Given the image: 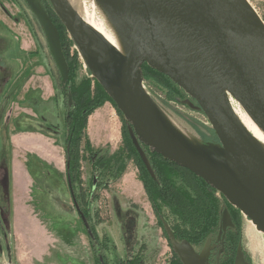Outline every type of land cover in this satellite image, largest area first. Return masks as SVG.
I'll use <instances>...</instances> for the list:
<instances>
[{"label":"water","instance_id":"obj_1","mask_svg":"<svg viewBox=\"0 0 264 264\" xmlns=\"http://www.w3.org/2000/svg\"><path fill=\"white\" fill-rule=\"evenodd\" d=\"M24 1L41 26L63 83L68 67L58 30L39 0ZM48 1L90 75L121 112L150 176L155 174L143 146L200 177L264 234V145L228 100L235 99L264 133V21L253 6L247 0H97L115 27L122 53L68 0ZM144 63L197 103L217 141H194L168 122L143 85ZM67 182L70 186L68 173ZM75 208L93 238L76 203ZM221 221L224 229L231 225L227 209ZM164 226L183 264H206V248L198 254ZM233 264H244L240 245Z\"/></svg>","mask_w":264,"mask_h":264},{"label":"rangeland","instance_id":"obj_2","mask_svg":"<svg viewBox=\"0 0 264 264\" xmlns=\"http://www.w3.org/2000/svg\"><path fill=\"white\" fill-rule=\"evenodd\" d=\"M42 1L55 18L49 1ZM247 1L264 21V0ZM0 12L5 13L0 14V42L6 44L4 50L6 57L2 56L3 63L11 70L12 76L15 72V59L20 61L10 47H14L15 43L17 49V45L23 44L25 47V43H28L32 46L30 50L35 49L39 53L42 45L48 64L46 65L45 62L39 64L47 67L43 74L48 77L46 80L52 82L51 84L45 81L44 84L39 85L35 95L25 94V82L22 85L23 90L19 89L20 92L15 95L12 94L15 93L14 81L8 87L6 95L10 97L12 94V99H7L6 102L0 101V160L10 157L13 145L11 134L22 130L23 127L25 132L30 131L48 137L49 142L54 145L47 154L43 153L42 149L25 148L27 154L25 160L29 161V164H25V169L34 182L29 187L30 208L26 216L30 217L33 225H30L32 226L30 233L26 232L25 227V242L24 236L15 232L16 227H12L13 234L10 237L7 231L8 252L5 251L4 242L0 240L2 246L0 263L94 264L89 237L73 207L65 178L64 129L67 92L64 93L61 88L60 74L49 52L44 33L26 2L0 0ZM8 12L16 15L18 31H11L7 25L12 20V16L7 15ZM60 33L65 51L74 62L71 78L75 86L82 90L89 81L90 92L92 97H95V89H97L95 80L87 70L69 33L64 28L60 29ZM33 51H30V54H34ZM49 63L52 65L51 71L48 68ZM143 85L150 96L190 139L194 141L201 139L196 126L206 129L210 124L197 103L191 102L188 97L174 94L169 88L149 78L143 79ZM231 99L235 110L237 108L238 113L241 110L244 112L239 103ZM10 102L13 104L9 107ZM89 108L87 105L86 110ZM13 110L20 111L14 113ZM124 128L127 131L126 123L109 100H104L87 115L85 135L78 142V157L76 162H73L75 172L72 185L78 205L86 215L93 229L92 232L101 242L103 253L111 264L122 259H133L136 256L140 257L141 264H169L174 250L161 220L163 219L170 227L177 228L178 234L179 231H186L188 224L180 220L171 207L161 201L157 202L160 217L156 214L154 206L147 199L140 180L141 170L134 158L125 159V165L118 177L116 172L104 173V169L94 166L93 169L97 172L91 171V165L97 158L111 155L124 146ZM84 138L89 142L90 151L85 150ZM5 174L6 169L3 166L0 168V206L3 211H7L4 205L6 191L2 186L6 185ZM173 179L185 186L181 176L174 174ZM227 206L225 204V207ZM232 207L239 223L236 244L238 242L241 244L245 263L264 264V234L237 208ZM128 214H131L134 221L132 229L134 241L127 242L125 252L122 225L124 218H130L126 217ZM3 215L6 218L5 224L9 220L12 223L17 221L15 212L8 211ZM44 225H47L46 231L43 230ZM26 240L30 242L27 243Z\"/></svg>","mask_w":264,"mask_h":264},{"label":"trees","instance_id":"obj_3","mask_svg":"<svg viewBox=\"0 0 264 264\" xmlns=\"http://www.w3.org/2000/svg\"><path fill=\"white\" fill-rule=\"evenodd\" d=\"M44 5L45 4H43V6ZM54 15L55 18L52 19V21L58 30L61 50L68 67L67 79L62 83L60 78V83L62 87H66L67 95L70 94L72 99L70 116L65 117V133L67 136L66 141H68L69 138L72 139L70 143V152L68 154L72 156L73 162H76V159L78 157V142L81 141L83 139V136L85 135L84 129L86 126L87 115L94 108L101 105L104 100H109L113 104L114 102L108 97L103 88L94 78L93 79L95 80L97 86L94 94L96 95L95 97H92V94L90 92L91 89L89 81L86 82V87H84V89L82 90L80 87L75 86L71 78V72L74 69V62L70 60L67 52L65 51L63 38L60 33V29H65V27L55 13ZM142 75L144 80H146V78H149L151 80L157 81L166 88H169V90L174 94L188 97V100L196 103L192 98H189V96L185 94L184 91L175 83H173L167 76L159 73L153 68H150L145 63L142 65ZM87 105L90 107L88 110H86ZM116 110L125 123L121 112L117 108ZM196 131L198 132L199 136H201L200 140L202 142L206 143L217 139L213 129L210 127H207L205 129L200 126H196ZM70 134L72 137H70ZM89 146L90 145L87 138H84V147L86 151H90ZM143 149L145 150L149 163L154 171V178L151 177L148 171L145 169L136 149L134 148L130 140L126 129L124 146L120 147L111 155H102L97 158L96 161L91 165V171H95V169L93 168L96 167L101 170L104 169V173L116 172V176L118 177L119 173L123 169V166L125 165V159L134 158L135 162L138 164L141 170L140 180L143 184L147 199L154 206L156 214L160 217V215L158 214V201H161L170 206L174 214L177 215L178 218L184 223L188 224L186 231H179V234L177 228L169 226L175 240H177L178 242L188 241L193 246V248H195V251L202 250L203 247L211 240H217V236L222 229V213L224 209H227L231 218L232 225L226 230L228 247L225 253V260H223L226 264H231L230 255L234 253L236 246L240 245L239 242L238 244H236V240L239 236V223L237 218L235 217V212H233L232 205L229 204L222 195H218V192L216 190L211 188L200 177L194 175L189 170L180 167L175 163L168 161L167 159H164L161 155L150 151L146 146H143ZM74 167L75 166H73V168ZM174 174L183 178V183L185 184V186L187 185V188H185L183 184H178L173 179ZM73 177L74 176L72 173V178ZM72 178L71 182H73ZM223 203L227 204L228 206L225 207V204ZM237 211L238 210L236 209V212ZM85 212L88 215V212ZM161 222L163 225L164 223H166L163 219L161 220ZM89 241L94 264H111L103 253L101 242L97 240L95 235L93 238L89 237ZM114 264H141V260L140 257L136 256L133 257V259L118 260ZM169 264H183L175 251L173 252V258Z\"/></svg>","mask_w":264,"mask_h":264},{"label":"crops","instance_id":"obj_4","mask_svg":"<svg viewBox=\"0 0 264 264\" xmlns=\"http://www.w3.org/2000/svg\"><path fill=\"white\" fill-rule=\"evenodd\" d=\"M0 14H5V13L0 12ZM7 15L12 16V20L7 24L10 27L11 31H18L19 25L16 15L12 14L11 12H8ZM30 47L32 46H30V44L28 43H25V47L23 44L17 45V49L15 43H14V47H10L14 50V54L17 55L18 60L20 62H18L17 59H15V63H16L14 64L15 72L13 76L11 73L10 80L7 82V84H5L3 88H1L0 101L6 102L7 99L9 100L12 99L13 95L23 90L24 87L22 85L24 84V82H25V94L28 95L30 94L35 95L38 86L44 84L45 81L50 82L52 84L50 80H46L47 76L43 74L46 71L47 67L39 64L40 62H45L46 65L48 64L47 62L48 59L46 58L43 52L44 47L40 45L41 50L39 53H37L35 49L34 51L33 49L30 50L29 49ZM30 51H33L34 54H30ZM3 56L6 57L5 51L3 52ZM48 68L50 71L52 70V65H50V63ZM13 81L15 86L14 89L15 93H12L13 95L11 94V96L9 97V95H6V90L8 89V87L11 86V84H13ZM19 89L20 91H18ZM10 103L11 104H9V107L13 104V102ZM19 111L20 110H13L14 113H17ZM11 140L13 145L10 151L11 153L10 157L6 159L4 157L3 160H0V168L4 166L6 169V174H5L6 185H2L4 186L6 191L4 205L7 211L5 212L8 211H11L13 213L15 212V215L17 216V221L12 223V221L9 220L8 223L5 224V226L7 229L6 231H8L9 237L13 234L12 227L14 226L16 227L15 232L19 233L20 235H23L24 236L23 241L25 242V227H26V232L30 233V228L32 227L30 225H33L30 217L26 215L28 213L27 212L28 209L30 208L29 195L31 194V190L29 191V187L34 183L31 177L27 175V171L25 169V164L26 163L29 164V161L27 159L25 160V155H27L25 153V148H27V150L42 149L43 150L42 152L47 154L50 151V147L54 145L49 142L48 137L46 138V136L42 134L37 135L30 131L25 132L24 127L22 130H17L12 132ZM0 211H3L2 206H0ZM46 228L47 225H44L43 230L46 231ZM26 241L27 243L30 242V240H26Z\"/></svg>","mask_w":264,"mask_h":264},{"label":"flooded vegetation","instance_id":"obj_5","mask_svg":"<svg viewBox=\"0 0 264 264\" xmlns=\"http://www.w3.org/2000/svg\"><path fill=\"white\" fill-rule=\"evenodd\" d=\"M39 1L42 4H44L42 0H39ZM44 8L48 12V15L51 17V19H54V17H52V14L50 13L49 9L47 8V6L44 5ZM16 44H19V43H16ZM0 45H2V47L0 48L1 49L0 50V90H1V88H3L5 86V84H7V82L10 80L11 70H9L5 66V64L3 63V57L2 56H3V51L6 48V44L3 41H1ZM61 88H62L63 92L65 93L66 92V87H62L61 86ZM71 108H72V99H71V103L69 104V98H68V95H67V108L65 110V117L66 116L67 117L70 116ZM65 132H66V126H65V129H64V135H65V178H66V182H67V173H68V176H69V179H70V186H69L68 182H67V186H68L69 194H70V197H71V200H72V203H73V207H74L76 213H78L77 209L75 208V203H76V205L78 206L79 209H80V207L78 205L75 189H74V187L72 185L73 183L71 182L72 173H74L73 159H72V156H70L68 154L70 152V143H71L72 139L69 138V140L66 141V137L67 136H66ZM70 137H72L71 134H70ZM213 141H217V139L213 140ZM92 189H93V187H92ZM73 197H74V199H73ZM80 211L82 212L81 209H80ZM4 213H5V211H0V240H1V242H4V244L6 246L5 247L6 248L5 251L8 252L7 251L8 250V246L6 245L7 241H8V237H7V231H6L7 229H6V226H5V219L6 218H4V215H3ZM126 217H130V218H124L125 220L123 221V225H122V227H123V230H122L123 231L122 232V238L123 239L122 240H123V242H125V245H124V249H125L124 251L125 252H126V248H127V245H128L127 242L130 243V242L134 241L133 232H132V229L134 227V221L131 218V214H128ZM231 225H232V222H231ZM231 225L227 226L225 229L222 227L221 232L217 236V240H211L209 243H207L203 247V249L206 248V250H207V252H206V264H226L224 262L225 253H226L227 247H228V244H227L228 241L226 239V230ZM89 226H90V224H89ZM90 228H91V226H90ZM164 228H165V226H164ZM91 230H92V228H91ZM93 237H94V234H93ZM238 246L239 245L236 246L234 253L230 255L231 256V258H230L231 264H233V262H234V257H235L236 249H237ZM240 246H241V244H240ZM129 250H131V249H129ZM194 250H195V248H194ZM202 250H200V251L197 250L196 252L199 254V253H201ZM241 250H242V247H241ZM0 252H2L1 244H0ZM230 260H229V262H230ZM243 263L245 264L244 252H243Z\"/></svg>","mask_w":264,"mask_h":264},{"label":"bare ground","instance_id":"obj_6","mask_svg":"<svg viewBox=\"0 0 264 264\" xmlns=\"http://www.w3.org/2000/svg\"><path fill=\"white\" fill-rule=\"evenodd\" d=\"M73 9L81 16L83 21L96 31H98L109 43H111L120 52H124L121 42L119 40L118 34L115 27L107 17L106 13L100 6L97 0H68ZM229 103L233 108L236 115L239 117L241 122L245 127L251 132V134L264 145V133L263 131L254 123V121L241 109L238 113L233 107L231 97H228ZM168 122L185 137L187 135L177 126V124L169 117L167 114L163 113ZM188 138V137H187Z\"/></svg>","mask_w":264,"mask_h":264}]
</instances>
